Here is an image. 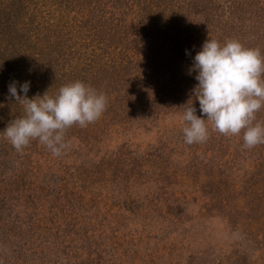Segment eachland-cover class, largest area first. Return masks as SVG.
Returning <instances> with one entry per match:
<instances>
[{
    "label": "rangeland",
    "instance_id": "1",
    "mask_svg": "<svg viewBox=\"0 0 264 264\" xmlns=\"http://www.w3.org/2000/svg\"><path fill=\"white\" fill-rule=\"evenodd\" d=\"M209 38L264 55V0H0V264H264V143L211 122L184 142ZM13 81L29 98L81 81L107 106L60 156L18 152Z\"/></svg>",
    "mask_w": 264,
    "mask_h": 264
},
{
    "label": "clouds",
    "instance_id": "2",
    "mask_svg": "<svg viewBox=\"0 0 264 264\" xmlns=\"http://www.w3.org/2000/svg\"><path fill=\"white\" fill-rule=\"evenodd\" d=\"M192 73L198 83L179 107L183 108L186 144L208 139L206 122L224 135L243 132L246 148L264 143V123L256 121V113L264 107V55L258 48L245 47L235 39L221 44L209 38L193 57L188 74ZM30 84L13 81L8 86L10 96L22 103L24 111L3 131L18 152L38 140L53 155L60 156L69 147L65 130L74 124L86 127L100 118L107 106L105 94L81 81L62 86L54 96L47 91L32 98L27 95ZM195 101L199 102V116Z\"/></svg>",
    "mask_w": 264,
    "mask_h": 264
},
{
    "label": "bare ground",
    "instance_id": "3",
    "mask_svg": "<svg viewBox=\"0 0 264 264\" xmlns=\"http://www.w3.org/2000/svg\"><path fill=\"white\" fill-rule=\"evenodd\" d=\"M222 221V220H221Z\"/></svg>",
    "mask_w": 264,
    "mask_h": 264
}]
</instances>
